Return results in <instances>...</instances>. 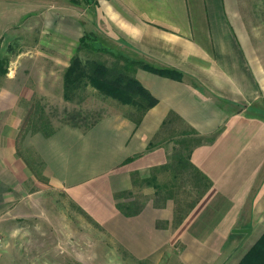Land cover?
I'll list each match as a JSON object with an SVG mask.
<instances>
[{
  "label": "crops",
  "instance_id": "crops-1",
  "mask_svg": "<svg viewBox=\"0 0 264 264\" xmlns=\"http://www.w3.org/2000/svg\"><path fill=\"white\" fill-rule=\"evenodd\" d=\"M35 4H69L73 11L75 5L71 0H0L3 31L40 14L41 6ZM98 4L96 18L85 23L72 11L49 12L61 31L54 34L60 44L54 45L51 55L59 75L57 88L63 92L64 72L86 30L127 47L134 58L181 71L183 79L137 72L158 100L139 125L114 114L86 129L64 124L50 136L29 132L25 144L42 159L50 181L129 250L131 259L160 263L171 246L181 244V252L172 254L167 264H225L231 233L241 222L251 221L253 202L264 193V4L253 0H99ZM257 8L262 9L261 16ZM6 10H12L7 19ZM46 72L45 81L39 77L41 87L53 83ZM8 83L20 85L15 80ZM27 96L21 90L9 92L7 103L0 104L1 170L10 166L11 137L16 136L5 125L12 112H21V100ZM7 104H13L11 110ZM171 111L212 138L189 155L212 185L180 223L174 198L157 205L154 186L140 187L143 202L138 205L134 200L125 202L135 175L149 178L153 167L169 162L173 143L147 148ZM131 157L135 159L125 163ZM1 199L5 201L4 195ZM121 203L139 206V211L127 215L119 209Z\"/></svg>",
  "mask_w": 264,
  "mask_h": 264
},
{
  "label": "rangeland",
  "instance_id": "rangeland-1",
  "mask_svg": "<svg viewBox=\"0 0 264 264\" xmlns=\"http://www.w3.org/2000/svg\"><path fill=\"white\" fill-rule=\"evenodd\" d=\"M253 3L264 4V0H253ZM68 5L35 4L34 7L41 6L40 14L26 17L23 25L15 26L7 32L3 31L5 25L0 26V67L8 70L5 75L0 73V104L7 103L5 97L9 92L21 90L28 95L21 100V112H12L10 121L5 125L10 132L16 133V136L11 137L14 142L9 154L10 166L0 169V264H167L172 254L177 256L181 252V244L171 246L160 263L131 259L129 250L121 246L102 225L78 206L65 190L50 181L44 173L42 159L32 147L25 144L24 136L29 132H22L21 129L29 114L27 111L31 110L36 100H40L46 107V115L55 127L68 123L84 126L114 114L132 119L139 116L133 106L122 104L92 87L79 90L73 100L64 99L62 89L56 87L59 75L54 71L55 61L51 55L54 45L60 44L54 34L58 35L61 31L56 22H53L54 16L49 12L60 10L66 14L72 11L85 23V19L96 18L99 6L75 4L73 11ZM11 11H4L7 13L6 19L12 15ZM256 11L261 16L262 9L257 8ZM27 31H30L29 34L24 35ZM91 33L104 44L129 55L127 47L116 45L109 39L105 40L96 31ZM41 36L42 41L39 38ZM51 38H54V41ZM80 55L83 59L95 57L94 53H87L85 50L80 52ZM101 59L112 61L106 54ZM39 71L41 73H38ZM43 71H48L46 74L53 76L50 86L44 87V83L43 87L39 85V77L43 75L42 80L45 78ZM10 80H15L20 85L13 86L15 82L9 84ZM11 105L13 104L4 106L11 110ZM1 116L0 113V118ZM2 124L4 125V122L0 120V129ZM174 127L175 132L172 130ZM174 127L166 128L158 139L165 141L170 138V131L177 133L183 128L181 123H176ZM1 160L0 157V162ZM159 179L160 182L169 181L171 173L162 171ZM140 194H143L140 186H134L131 193H126L125 202L134 200L138 201V205L143 202V196ZM1 195H4L5 201L1 199ZM173 195L174 210H177L179 215L187 212L197 197L187 176L179 182ZM261 195L260 201L253 202L255 214L251 221H243L234 228H250V232L233 230L231 233L228 242L230 248L226 250L230 255L225 264H237L264 232V193ZM159 200L160 197L155 198L156 203ZM136 205L132 208H136ZM260 208L263 209L262 213ZM2 252H5V256Z\"/></svg>",
  "mask_w": 264,
  "mask_h": 264
},
{
  "label": "trees",
  "instance_id": "trees-1",
  "mask_svg": "<svg viewBox=\"0 0 264 264\" xmlns=\"http://www.w3.org/2000/svg\"><path fill=\"white\" fill-rule=\"evenodd\" d=\"M75 4L83 2L87 6L98 4L99 0H71ZM85 50L87 53H94V58L83 59L80 52ZM110 56L112 61L101 59L103 55ZM150 71L161 76L183 79V73L177 69L167 67H157L143 59L134 58L125 54L123 51L104 44L98 37L91 32H85L81 36L76 52L72 56L68 67L64 72L63 97L66 100H73L78 95L79 90H85L88 87L96 89L98 92L117 99L120 103L131 105L137 109L139 116L131 118L137 125L142 121L145 113L158 102L152 93L137 78V72L140 70ZM0 73L5 75L8 70L0 67ZM33 108V109H32ZM35 112V113H34ZM46 107L40 100H36L32 105L29 114L26 117L22 132H41L46 136L54 133L56 127L52 125L49 117L46 115ZM69 124L75 127L89 128L94 125ZM176 123H181L183 128L175 132ZM174 127L168 133L170 138L165 141L158 139L162 132L168 128ZM171 133L172 136L170 135ZM167 135V136H168ZM212 138L202 136L195 128L187 125L184 120L171 111L163 121L161 128L155 138L150 142L147 150L166 142L173 143V151L169 162L161 166H155L149 178L139 179L136 175L133 177L135 186H154L157 196L160 200L157 205L163 206L167 198H173L175 188L185 176L192 183V190L197 193V197L191 203L187 212L179 215L176 210V223H180L193 207L198 203L204 193L211 187V180L203 174L190 160V153L197 145L208 143ZM135 157L128 158L125 163L131 162ZM162 171L171 173V180L160 182L159 174ZM139 206L135 209L130 205L119 204V209L127 215L137 213ZM237 264H264V232L256 242L244 253Z\"/></svg>",
  "mask_w": 264,
  "mask_h": 264
},
{
  "label": "water",
  "instance_id": "water-1",
  "mask_svg": "<svg viewBox=\"0 0 264 264\" xmlns=\"http://www.w3.org/2000/svg\"><path fill=\"white\" fill-rule=\"evenodd\" d=\"M250 228H247V229H235L234 231L236 232H250Z\"/></svg>",
  "mask_w": 264,
  "mask_h": 264
}]
</instances>
